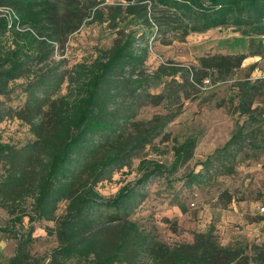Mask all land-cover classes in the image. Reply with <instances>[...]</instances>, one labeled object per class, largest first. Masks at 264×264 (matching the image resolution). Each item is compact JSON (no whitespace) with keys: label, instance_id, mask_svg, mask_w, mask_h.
<instances>
[{"label":"trees","instance_id":"1","mask_svg":"<svg viewBox=\"0 0 264 264\" xmlns=\"http://www.w3.org/2000/svg\"><path fill=\"white\" fill-rule=\"evenodd\" d=\"M105 1L109 0L100 2ZM110 1L127 4L125 16L129 18L120 26V37L110 48L101 49L93 61L76 64L70 74L58 78L46 65V71L27 84L28 99L17 112L35 138L21 145L0 140V206L13 215L15 225H23L25 218L29 223L9 264H66L71 259L77 264H248L241 248L222 246L212 232L192 244L159 242L131 218L139 204V186H123L107 198L98 184L127 166L170 120H136V104L156 97L151 89L177 71H147L150 36L155 32L187 36L230 26L251 39L250 49L257 41L256 54L264 58V0ZM3 5L18 15L10 21L0 14V94L6 95L11 81L33 74L36 66H44L53 56L54 30L61 22L51 0H0ZM42 24L55 25L49 30ZM22 26L29 29L20 30ZM38 27L45 28L46 34ZM65 79L67 92L46 102L49 92ZM259 83H240L239 107L250 115L248 119L253 118V97L261 94ZM40 94L47 97L45 103ZM243 129L222 149L237 143ZM196 146L197 138L191 137L174 148L172 173L193 157ZM164 168L154 162L140 183L163 173ZM187 180L199 183L202 174L191 172ZM63 202L66 207L60 214ZM40 220L54 222L47 230L56 236L58 246L49 261L29 250L34 223ZM254 250L253 262L264 264V246Z\"/></svg>","mask_w":264,"mask_h":264},{"label":"rangeland","instance_id":"2","mask_svg":"<svg viewBox=\"0 0 264 264\" xmlns=\"http://www.w3.org/2000/svg\"><path fill=\"white\" fill-rule=\"evenodd\" d=\"M51 1L61 22L54 30L57 34L53 40V56L44 66H36L33 74L11 81L6 95L0 94V140L3 142L21 145L35 138L30 125L17 112L28 99L27 84L45 72L46 65L59 78L70 74L76 64L93 61L101 49L110 48L120 37V26L127 24L129 18L125 16V2ZM96 10L100 13L96 14ZM42 25L50 30L55 24ZM27 29L20 27V30ZM37 30L44 35L47 32L45 28ZM250 40L230 26L187 36L153 33L145 63L147 71H177L151 89L156 97L136 104V120H170L127 166L100 182L98 189L111 198L123 186H139V204L131 218L161 243L192 244L200 235L212 232L222 246L241 248L248 264H255L254 248L264 246V212L260 210L264 206V58L256 54L259 52L257 41L250 49ZM242 54L245 58H241ZM249 80L260 81L261 89V94L253 97L251 119L239 107L240 83ZM67 87L65 79L61 86L49 92L50 99L46 102L65 94ZM39 96L45 103L47 97ZM174 113L177 115L173 116ZM242 126L240 140L222 149ZM191 137L197 138L193 157L172 173L174 148ZM154 162L164 164L165 171L140 183L145 170ZM191 172H200L202 181L187 180ZM65 207V202L60 204V214ZM12 217L0 206V228L9 229L0 230V264H9L19 239L29 228L27 218L23 225H15ZM53 226L54 222L49 220L34 223L33 240L29 243L33 256H44L49 261L54 255L58 242L47 230ZM66 264L77 263L71 259Z\"/></svg>","mask_w":264,"mask_h":264},{"label":"built area","instance_id":"3","mask_svg":"<svg viewBox=\"0 0 264 264\" xmlns=\"http://www.w3.org/2000/svg\"><path fill=\"white\" fill-rule=\"evenodd\" d=\"M0 14L6 16L10 21L18 17L16 11L11 6L7 5L0 6ZM260 210L264 212V206Z\"/></svg>","mask_w":264,"mask_h":264}]
</instances>
